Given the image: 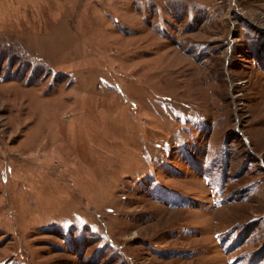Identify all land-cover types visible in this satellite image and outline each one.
<instances>
[{"label": "rangeland", "instance_id": "obj_1", "mask_svg": "<svg viewBox=\"0 0 264 264\" xmlns=\"http://www.w3.org/2000/svg\"><path fill=\"white\" fill-rule=\"evenodd\" d=\"M0 264H264V0H0Z\"/></svg>", "mask_w": 264, "mask_h": 264}]
</instances>
